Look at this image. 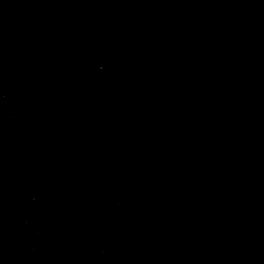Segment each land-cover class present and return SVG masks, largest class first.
<instances>
[{"label":"water","instance_id":"95a60500","mask_svg":"<svg viewBox=\"0 0 264 264\" xmlns=\"http://www.w3.org/2000/svg\"><path fill=\"white\" fill-rule=\"evenodd\" d=\"M0 264H264V0H0Z\"/></svg>","mask_w":264,"mask_h":264}]
</instances>
